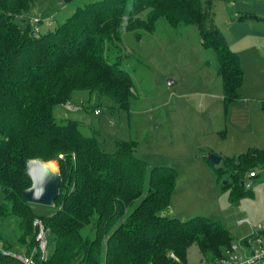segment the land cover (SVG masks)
<instances>
[{"label":"trees","instance_id":"trees-1","mask_svg":"<svg viewBox=\"0 0 264 264\" xmlns=\"http://www.w3.org/2000/svg\"><path fill=\"white\" fill-rule=\"evenodd\" d=\"M32 7L33 0H0V264H25L13 256L21 247L35 264H187L193 244L202 263L217 264L234 240L221 221L163 214L179 178L174 168H149L132 140H117L107 152L78 121L54 116L79 90L128 109L137 87L114 52L124 31H152L161 17L198 27L202 44L215 52L225 102L237 100L244 70L209 9L202 0H97L42 32L26 20ZM32 159L55 162L63 179L47 217L22 196L32 185L25 173ZM260 162L264 153L255 150L215 169L219 180L229 178L233 200L248 194L244 174ZM36 218L50 229L46 259L34 252Z\"/></svg>","mask_w":264,"mask_h":264},{"label":"rangeland","instance_id":"rangeland-1","mask_svg":"<svg viewBox=\"0 0 264 264\" xmlns=\"http://www.w3.org/2000/svg\"><path fill=\"white\" fill-rule=\"evenodd\" d=\"M93 1L97 0H33L26 20L45 32ZM202 3L240 56L244 78L237 100L225 102L215 52L202 44L198 27L173 26L161 17L152 31H124L123 47L114 52L132 71L137 87L128 109L85 90L74 91L69 102L55 109L77 120L85 135L101 139L107 152L116 150L117 140H132L149 168H174L179 178L163 214L182 220L202 215L221 221L234 237V254L242 256L264 248V229L257 228L259 224L264 228V162L249 170L257 176L250 177L249 171L244 174L248 194L236 200L226 183L229 178L219 180L215 169H224L227 157L255 150L264 153V0ZM36 19L41 22L36 24ZM74 105L78 110L72 109ZM210 153L222 157L219 165L209 161ZM3 201L0 187V204ZM33 208L45 217L56 211L55 206L35 204ZM20 249L29 256L25 248ZM187 264H205L197 244L190 247Z\"/></svg>","mask_w":264,"mask_h":264},{"label":"water","instance_id":"water-1","mask_svg":"<svg viewBox=\"0 0 264 264\" xmlns=\"http://www.w3.org/2000/svg\"><path fill=\"white\" fill-rule=\"evenodd\" d=\"M64 1L68 2L69 0ZM168 83L170 86L175 84L170 79ZM208 159L215 165H219L222 161V157L214 153H210ZM50 163L44 162L42 159L27 161L25 173L30 178L32 185L22 193L26 202L33 205L55 206L63 179L59 169L53 170L50 167Z\"/></svg>","mask_w":264,"mask_h":264},{"label":"built area","instance_id":"built-area-1","mask_svg":"<svg viewBox=\"0 0 264 264\" xmlns=\"http://www.w3.org/2000/svg\"><path fill=\"white\" fill-rule=\"evenodd\" d=\"M39 22L38 19H36ZM35 22V23H37ZM72 109L78 110L77 107L74 105ZM99 111H96L95 114H98ZM257 176L255 171L250 173V177ZM34 228L36 230V246L34 252L39 254L41 259H46L49 255V232L50 229L45 225L42 219L36 218L34 220ZM258 229L262 228V225H258ZM254 227V229H257ZM249 246V245H247ZM1 248V247H0ZM249 248V247H248ZM2 249V248H1ZM237 249V246H233L225 251L224 257L217 263V264H264V248L261 251L252 250L250 254H245L242 256H236L234 251ZM250 251V250H249ZM4 253V251H3ZM5 254V253H4ZM13 256L23 261L25 264H35V260L32 256H24L23 254H13ZM174 256V255H172ZM206 264V263H205ZM213 264V263H211Z\"/></svg>","mask_w":264,"mask_h":264},{"label":"crops","instance_id":"crops-1","mask_svg":"<svg viewBox=\"0 0 264 264\" xmlns=\"http://www.w3.org/2000/svg\"><path fill=\"white\" fill-rule=\"evenodd\" d=\"M257 19V18H256ZM237 53V52H236ZM240 57V56H239ZM243 68V67H242ZM251 99H253V98H251ZM253 100H255V99H253ZM255 101H257V100H255ZM56 108V107H55ZM76 111V110H75ZM54 116H55V118L58 120V121H65V120H68V118H66L67 117V115L65 114L64 116H61V113L60 114H57V111H56V109H54ZM59 116V117H58ZM61 117V118H60ZM63 118V119H62ZM64 118H66V119H64ZM59 119H61V120H59ZM72 120H75V119H72ZM75 121H77V120H75ZM257 175H258V173H257ZM249 176H250V174H249ZM239 224H243V222H240Z\"/></svg>","mask_w":264,"mask_h":264},{"label":"bare ground","instance_id":"bare-ground-1","mask_svg":"<svg viewBox=\"0 0 264 264\" xmlns=\"http://www.w3.org/2000/svg\"><path fill=\"white\" fill-rule=\"evenodd\" d=\"M56 163L55 162H51L50 163V167L53 169V170H56Z\"/></svg>","mask_w":264,"mask_h":264}]
</instances>
